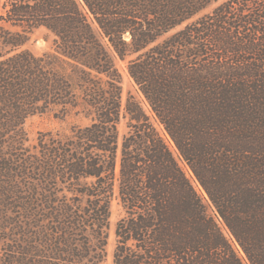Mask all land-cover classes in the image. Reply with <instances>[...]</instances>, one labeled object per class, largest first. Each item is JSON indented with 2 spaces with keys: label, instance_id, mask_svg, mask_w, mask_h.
Wrapping results in <instances>:
<instances>
[{
  "label": "trees",
  "instance_id": "obj_1",
  "mask_svg": "<svg viewBox=\"0 0 264 264\" xmlns=\"http://www.w3.org/2000/svg\"><path fill=\"white\" fill-rule=\"evenodd\" d=\"M114 199L113 264H264V0L0 5V264H105Z\"/></svg>",
  "mask_w": 264,
  "mask_h": 264
},
{
  "label": "rangeland",
  "instance_id": "obj_2",
  "mask_svg": "<svg viewBox=\"0 0 264 264\" xmlns=\"http://www.w3.org/2000/svg\"><path fill=\"white\" fill-rule=\"evenodd\" d=\"M10 0H0V5L7 3ZM215 6V3L208 6L204 12L210 11ZM50 39L47 38L46 31L44 29H37L35 30L28 43L24 46L25 48L29 49L35 54H41L42 52L48 50L50 48ZM118 67L122 71V103L123 106L126 102V99L128 96L133 95L136 100H138L141 105L144 107L145 110H147V104L142 96V94L137 90L134 82L127 74L125 63L122 61L117 62ZM85 123L84 120H82L78 116L74 115H66L64 116L59 112L56 108L53 111H49L43 114L34 115L31 118L28 119L26 123V128L29 133V141L31 143H34L36 141L37 135L41 131H49V130H59V129H67L73 124H83ZM157 128L160 130L161 133H163L162 128L156 124ZM126 120L121 119L120 123L118 124V131L120 137L126 132ZM163 135L166 137L171 149L173 150L174 154L178 158L177 152L171 142V140L166 136V134L163 133ZM180 164L188 174V176L191 178L193 185L198 190L199 193H201L205 198V202L207 203V210L208 213L214 214L213 208L208 204L207 196L204 190L200 187V185L196 182L194 179L191 171L189 168L185 165V163L179 159ZM124 211L119 202L114 199L111 204V214L109 219V228H108V238H107V244H106V261L105 264H113L112 262V256H113V250L116 243V237H115V227L117 221L123 216ZM224 233L230 237L227 229L224 227V225L218 220ZM240 255L243 257L244 261L245 257L243 252L240 250V248L237 246ZM247 263V262H246Z\"/></svg>",
  "mask_w": 264,
  "mask_h": 264
}]
</instances>
